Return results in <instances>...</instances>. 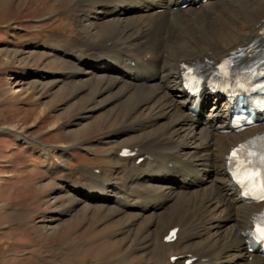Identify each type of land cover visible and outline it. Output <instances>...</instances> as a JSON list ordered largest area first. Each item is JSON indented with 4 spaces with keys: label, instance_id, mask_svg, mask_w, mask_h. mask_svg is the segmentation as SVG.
Segmentation results:
<instances>
[{
    "label": "bare ground",
    "instance_id": "1",
    "mask_svg": "<svg viewBox=\"0 0 264 264\" xmlns=\"http://www.w3.org/2000/svg\"><path fill=\"white\" fill-rule=\"evenodd\" d=\"M180 1L72 0L71 39L48 37L40 46L24 48L20 59L19 52L12 53L22 67H34L44 55L51 61L47 66H61L55 74L22 70L11 91L36 90L35 98L46 91L51 102L38 108L39 116L64 94L63 115L84 106L66 130L76 142L100 120L118 123L98 144L113 172L86 168L81 180L62 177L48 200L57 222L43 228L58 232L73 221L98 216L114 228L124 255L153 258L154 264H184L188 255L195 257L192 264H264L246 246L260 207L241 203L225 167L229 150L264 127L221 133L227 124L222 97L204 92L193 115V99L180 87L183 63L214 64L258 39L264 0H207L199 6L190 0L185 8L175 7ZM242 26L245 34L232 33ZM75 146L85 153L95 149L89 143ZM123 149L135 155L123 158ZM61 162L53 171L62 170ZM54 181L43 185L52 187ZM62 197L67 201L60 203ZM174 227L176 240L164 242ZM171 257L178 258L172 263Z\"/></svg>",
    "mask_w": 264,
    "mask_h": 264
},
{
    "label": "rangeland",
    "instance_id": "2",
    "mask_svg": "<svg viewBox=\"0 0 264 264\" xmlns=\"http://www.w3.org/2000/svg\"><path fill=\"white\" fill-rule=\"evenodd\" d=\"M71 1L0 0V264H154L153 258L124 255L114 228L98 216L73 221L58 232L43 228L57 222L56 215L50 216L48 200L62 177L70 175L81 180L79 173L86 168L113 172L112 163L106 162V153L98 144L108 130L117 128V121L96 122L84 139L76 142L77 139L66 135V130L84 106L78 105L63 115L67 101L64 94L63 99L54 101L39 116L38 108L51 102L46 91L37 98L36 90L22 94L11 91L13 78L22 70L27 74L31 68L36 69L34 73L60 72L59 64H45L51 62L48 55L34 67H22L11 55L17 51L20 59L24 48L40 46L48 37L71 39L74 35L68 11ZM246 32L242 26L232 33ZM33 56L35 52L31 55L34 59ZM55 121L57 127L50 131ZM75 142L93 144L95 149L85 153ZM63 143L75 147L61 150ZM45 151L49 153L46 160ZM58 160L62 161V170L56 172L53 170ZM52 178L54 186L43 185ZM66 201L65 197L60 199V203Z\"/></svg>",
    "mask_w": 264,
    "mask_h": 264
},
{
    "label": "snow or ice",
    "instance_id": "3",
    "mask_svg": "<svg viewBox=\"0 0 264 264\" xmlns=\"http://www.w3.org/2000/svg\"><path fill=\"white\" fill-rule=\"evenodd\" d=\"M236 155H237V151L234 150L232 153V158H235ZM262 191H264V186H262ZM261 199H264V195L261 196ZM257 236L260 239H264V225H257Z\"/></svg>",
    "mask_w": 264,
    "mask_h": 264
}]
</instances>
